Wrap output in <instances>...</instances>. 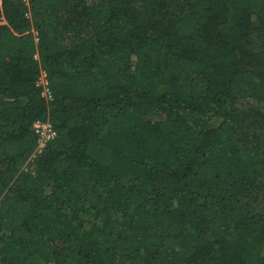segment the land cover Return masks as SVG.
Here are the masks:
<instances>
[{"label": "trees", "instance_id": "trees-1", "mask_svg": "<svg viewBox=\"0 0 264 264\" xmlns=\"http://www.w3.org/2000/svg\"><path fill=\"white\" fill-rule=\"evenodd\" d=\"M262 100L264 0H0V264H264Z\"/></svg>", "mask_w": 264, "mask_h": 264}, {"label": "rangeland", "instance_id": "rangeland-1", "mask_svg": "<svg viewBox=\"0 0 264 264\" xmlns=\"http://www.w3.org/2000/svg\"><path fill=\"white\" fill-rule=\"evenodd\" d=\"M24 16L26 19L29 20V22L32 26L31 29H33L35 32H37V30H38L39 32H42V34H44L43 41H44V43H46L48 45L49 51H55V50H60V49H64V48H71L72 46H74V44L76 42L80 43V41L77 40V37L74 34L65 33V32L61 31L59 28L54 27L52 30H50L48 32H44L41 25L31 16L30 12L28 11V8H25ZM84 40H86L88 42L89 36L84 37ZM102 67H103V69H105L107 71L110 69V65L108 63H104L102 65ZM180 82H181V84H183L182 80H180ZM241 108L242 109L245 108V110L248 108H252L253 110H255V108H258V109H260V111L262 113H264V100L260 101V103H256L253 101H247L243 106H241ZM248 133H250V132H248ZM257 133H259V131H257ZM248 136H250V134H248ZM254 144H257V146L259 148L264 149V141H262V142L259 141V142H256ZM254 208L257 212H263L264 200L259 199L256 202V204L254 205ZM263 252H264V250H262V249L259 251L260 254H262Z\"/></svg>", "mask_w": 264, "mask_h": 264}, {"label": "built area", "instance_id": "built-area-1", "mask_svg": "<svg viewBox=\"0 0 264 264\" xmlns=\"http://www.w3.org/2000/svg\"><path fill=\"white\" fill-rule=\"evenodd\" d=\"M22 2L27 7L29 0H22ZM31 33L34 36V40L37 41V32L31 29ZM34 58L37 59V55H35ZM35 86L39 90V96L43 98L46 103H50L53 100V94L49 86L47 72L40 66L37 78L35 80ZM31 130L33 131L35 136V146L33 149V153L29 159L32 161L38 153L42 152L45 149L48 143L55 139L56 134L51 123L47 119L34 121L32 123Z\"/></svg>", "mask_w": 264, "mask_h": 264}]
</instances>
